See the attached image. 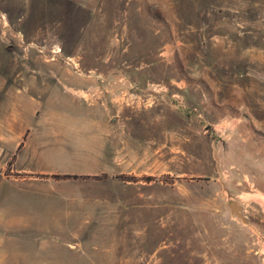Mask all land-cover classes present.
I'll use <instances>...</instances> for the list:
<instances>
[{
  "label": "rangeland",
  "instance_id": "374dc122",
  "mask_svg": "<svg viewBox=\"0 0 264 264\" xmlns=\"http://www.w3.org/2000/svg\"><path fill=\"white\" fill-rule=\"evenodd\" d=\"M262 204L264 0H0V264H264Z\"/></svg>",
  "mask_w": 264,
  "mask_h": 264
},
{
  "label": "crops",
  "instance_id": "0c3cea01",
  "mask_svg": "<svg viewBox=\"0 0 264 264\" xmlns=\"http://www.w3.org/2000/svg\"><path fill=\"white\" fill-rule=\"evenodd\" d=\"M14 126L11 125V128L14 127ZM20 127H21V129H20L21 133L19 135V140L17 141V143L19 144V151L18 152L22 151L25 148V146H26V139H24L25 131H26L25 130V124L22 123ZM22 142H23V145H21ZM18 174H19V179L18 180H20V181H21V174L24 175V176H22V178L26 179V180H35V179H37L36 177L31 176V175H36V174L32 173L29 170L20 169ZM38 174H40V173H38ZM260 212H262L263 215H258L256 217V221H254L252 223V226H253L252 228L253 229H251V228L250 229H251V232L255 231V233H258L260 235V237L261 236L264 237V204H262V206H260ZM241 220H243V219L241 218ZM253 245H255L256 248H257V250L254 252V254L258 255V258H260L259 255H262L263 252H264V244H263V242H261V241L257 242L256 241V243H253ZM249 255L250 254L247 251V253L244 255V257H241L242 264H247L248 263V260L250 259ZM233 256H234L233 258L240 257L237 254H235ZM262 261H263V259H262Z\"/></svg>",
  "mask_w": 264,
  "mask_h": 264
},
{
  "label": "water",
  "instance_id": "95a60500",
  "mask_svg": "<svg viewBox=\"0 0 264 264\" xmlns=\"http://www.w3.org/2000/svg\"><path fill=\"white\" fill-rule=\"evenodd\" d=\"M232 206H234V208L236 209V212H235V214L238 216V217H240L241 218V215H240V213H239V207L238 206H236L234 203H230L229 204V207L231 208V210H233L232 209Z\"/></svg>",
  "mask_w": 264,
  "mask_h": 264
},
{
  "label": "trees",
  "instance_id": "16d2710c",
  "mask_svg": "<svg viewBox=\"0 0 264 264\" xmlns=\"http://www.w3.org/2000/svg\"><path fill=\"white\" fill-rule=\"evenodd\" d=\"M102 176H104V177H107L106 175H102ZM65 178H74V179H76V178H80V177H78V176H65ZM86 178H88V177H86ZM94 178H96L97 180L98 179H100V177L99 176H96V177H94ZM117 178V177H116Z\"/></svg>",
  "mask_w": 264,
  "mask_h": 264
},
{
  "label": "bare ground",
  "instance_id": "6f19581e",
  "mask_svg": "<svg viewBox=\"0 0 264 264\" xmlns=\"http://www.w3.org/2000/svg\"><path fill=\"white\" fill-rule=\"evenodd\" d=\"M59 52V50H54V53H58ZM232 209L234 210V211H236V209L234 208V206H232Z\"/></svg>",
  "mask_w": 264,
  "mask_h": 264
},
{
  "label": "built area",
  "instance_id": "2783aa9c",
  "mask_svg": "<svg viewBox=\"0 0 264 264\" xmlns=\"http://www.w3.org/2000/svg\"><path fill=\"white\" fill-rule=\"evenodd\" d=\"M261 238H262V242H263V244H264V237H263V236H261Z\"/></svg>",
  "mask_w": 264,
  "mask_h": 264
}]
</instances>
